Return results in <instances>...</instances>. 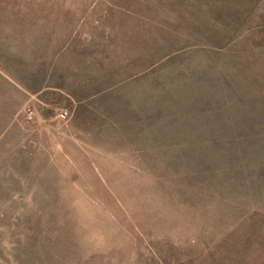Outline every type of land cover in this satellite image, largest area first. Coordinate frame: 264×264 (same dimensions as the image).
<instances>
[{
  "label": "rangeland",
  "instance_id": "rangeland-1",
  "mask_svg": "<svg viewBox=\"0 0 264 264\" xmlns=\"http://www.w3.org/2000/svg\"><path fill=\"white\" fill-rule=\"evenodd\" d=\"M0 264H264V0H0Z\"/></svg>",
  "mask_w": 264,
  "mask_h": 264
}]
</instances>
